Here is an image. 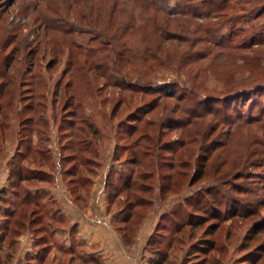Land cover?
<instances>
[{"label":"rangeland","instance_id":"1","mask_svg":"<svg viewBox=\"0 0 264 264\" xmlns=\"http://www.w3.org/2000/svg\"><path fill=\"white\" fill-rule=\"evenodd\" d=\"M178 1L168 0V8ZM193 2L203 7L199 9L202 13L211 4L208 0ZM220 2L226 6L219 16L169 15L167 32L175 34L176 40L164 41L169 47L176 46L178 54L201 50L212 57L180 70L174 65L151 72L141 68L139 73H147V77L135 72L126 75L124 69V76L132 82L154 87L156 92L147 93L120 90L113 86V79L99 76L103 71L112 73L113 64L108 60L115 53L108 43L101 44L103 51L87 57L81 49H70V40L79 48L98 47L93 32L71 20L65 34L41 26V11L60 7L63 12L69 5L65 0H0V71L4 56H11L10 76L23 83L20 89H8L12 97L1 102V106L10 103L13 113L4 116L10 126L0 135V189L8 183V164L19 147L14 108L26 103L22 97L31 96L28 83L43 92L36 103L44 106L36 110L47 124L44 128L41 122L34 128H41L40 147L48 151L53 163L47 164L54 167L48 168L53 173L52 184L51 180L47 186L26 183L32 192H48L43 201L53 202L52 211L58 217L57 224L50 225L56 244L47 247L40 263L31 262L154 264L163 259L164 264H264V0H216L213 5ZM69 8L72 16L83 12L79 7ZM205 24L216 29L212 39L191 45L197 37L204 39L200 32ZM135 38L131 35L129 46L141 53ZM5 42L13 44L4 47ZM28 43L33 45L27 47ZM16 47L18 51L13 52ZM45 48L53 49L55 57L47 54L48 49L42 53ZM70 61L74 66L83 64L77 67L78 73L73 66L68 67ZM66 70L70 73L64 75ZM71 76L75 84L70 91L78 96L72 105L79 104L78 108L59 110L62 102L55 100L54 85L60 82L63 87ZM189 87L196 92L195 110L200 113L197 117L192 114L191 124L178 128L174 123L178 119L185 124L190 107L185 101L163 95L172 90L184 94ZM68 110L78 111L77 118H70ZM138 118L141 121H135ZM72 123L78 129L75 140L79 144L72 149L80 159L77 163L76 157L74 163L85 176V183L75 187L67 183L62 168L63 164H74L63 161L72 151L64 138ZM143 123H148L146 128L134 133L132 128ZM145 131L149 136L139 138L136 157L143 166H138L132 161L133 144ZM38 138L33 135V144ZM86 143H91V150H85ZM64 145L68 147L65 150ZM34 158L41 163L43 156ZM27 160L23 158L22 163L27 164ZM203 163L206 168L199 177L197 169ZM139 172H146L148 180L136 193L144 203L134 208V192L118 186L128 178H137ZM167 174H172V179L166 182ZM214 189L224 191L217 218L204 219L199 228L174 225L191 212L187 201L191 202L196 192ZM7 196L10 205L0 203V232L5 213L17 210L19 201L11 190ZM208 210L215 214L211 207ZM32 229L21 233L10 247L6 242L0 244L4 264H27L28 256L35 257L45 248L47 242L33 244L37 233Z\"/></svg>","mask_w":264,"mask_h":264},{"label":"trees","instance_id":"2","mask_svg":"<svg viewBox=\"0 0 264 264\" xmlns=\"http://www.w3.org/2000/svg\"><path fill=\"white\" fill-rule=\"evenodd\" d=\"M37 1L42 2L44 0ZM167 1L168 0H65V4L69 5L67 7L65 6L63 12H61L60 7L52 8V10L44 9L41 11V26H43L44 29H46L47 31L51 30L53 33L65 34L70 30V26L67 24V21L71 20L72 22L79 24V27L88 29V32H93L95 36L94 39L99 41L98 47H90L87 45V47L79 48L76 42L70 40V49H81L87 57L90 54L96 55L97 53H100L101 51H103L102 48H104L101 44L108 43L112 47V53H115L114 55H112L113 57L111 56L108 60V62L113 64L112 73L104 74V72L106 71H103L99 76L105 79H113V86L120 90H129L131 92L144 90V92L152 93L156 92L152 85L143 86L137 80V82H135V80L134 82H132L126 76H124V69L125 74L127 71L126 75L135 72L138 73L137 76L139 77H147V73H144L143 75L141 74L142 72L139 73L141 68L144 70L147 69L149 72H151L161 67L174 65L178 70H180V68L187 66L192 67L193 64L195 65L198 61H204L212 57V55L206 51V48L204 50L206 51L204 52V54L201 50L191 52L192 54L188 52H186V54H178V52H176V46L169 47L164 41L167 40L169 42H172L176 40V37L174 36L175 34H173L172 36L171 32H167V27L171 22L169 20V15H178L181 17L189 18L201 17L207 19L208 16L212 14H214V16H219L220 11H222L226 6L225 2H220L219 4L213 5V2H216V0H208V2L211 4L209 6L204 7L206 12L202 13L199 11V9L203 7H201L199 4L194 3V0H179L170 8H168L167 6ZM69 7H73L75 9L79 7L83 10V12L72 16L71 14H69L68 11L69 9L72 10V8ZM210 25L211 24H205V26L200 32V34L204 35V39L197 37V39L190 42V44H198L201 42H204V44L207 42L209 43L210 39H212L211 33L213 31H216V29H212ZM71 26L74 27L75 24L72 23ZM196 30L199 31V28ZM79 32H83V30ZM131 35H133V37L137 36L135 40L142 47L141 53H136L131 50L129 46V40L131 39ZM126 36H130V39H126ZM220 38L221 40L224 39L221 36ZM6 43L7 42H5L4 47L6 45L10 46V44H13ZM31 45H33V43H28L27 47H30ZM36 45L33 49L37 53L38 47H36ZM17 48L19 47L13 48V52H17ZM171 48H174L175 51H171ZM46 49L48 48H45L42 53ZM54 52L55 51L53 49H48L47 54H52V57H55ZM59 52L60 51H58V53ZM4 57V66H2V69L0 71V120H2L0 122V135H3V132H5L10 126L9 123L7 124L6 118H4V116L8 117L11 115V113H13V110L10 113V103L9 105L7 104L6 106H1V102H3V100L6 98L12 97L8 96V89L12 87H17L18 89H20V87L23 85L22 82L17 83V81H14L13 78L10 76L12 68L11 64L13 63L12 57L8 56L7 54ZM78 64L77 66H74L71 64L70 61L68 63V67L73 66L74 73H78V71H76L77 67L80 68V66H83V64ZM69 73L70 70H66L64 72V75H67ZM121 73L123 75H120ZM113 75L118 76L114 77ZM72 84H75V81L72 80V76L71 79L66 81L63 87L60 85V82L55 83L53 95H55V100H57L58 103L59 101L62 102V105L59 110L67 111V109H70L71 107L78 108L79 104L72 105V103H75L74 101L77 100L78 97L75 91H70ZM27 86L28 89H30L29 91H31V96L22 97L24 99V102L25 99H27L26 103L22 104L19 109H17V107L14 108V110L16 109L15 115L17 116L16 124L18 130L16 131V138H18L17 140L19 143V147L16 149L15 155L13 157L14 159L11 160L10 164H8V183L5 187L0 189V203L2 206L10 205L9 201L7 200L9 199V197L7 196L8 190H11L16 195H18L19 201L16 206L17 210L15 208L11 211L7 210V212L5 213L6 218L3 220V227L0 232V244L6 242L7 246H12L15 243L16 238L21 233L28 230V228L31 230V228L33 227V233H37L38 235H36L35 239L33 240V244L39 246L42 245L43 242H47L45 248L43 247L41 248V250L36 252L35 257L28 256L27 264H34L33 262L40 263L42 259L45 258V252L47 247L56 244L54 239L55 231L50 227V225H56L58 222V217L52 211L53 202L49 204L44 203L43 201L44 197L48 194V192L44 190H36L32 192V186H26L27 184L33 185V187L34 185L47 186V181L50 180L52 184L53 173L49 171L48 168H54L53 164H47L48 162H52L48 151L45 150V148L41 149L40 147V140L42 135L40 133L41 128L38 130L34 128L35 126H37V124L41 122L44 124V128L47 124L46 120L42 116H40L42 115V113L40 114L36 110L42 109L44 106L40 102L36 103L37 100L40 101L39 99L40 96L43 95V92H37V90L33 88L34 84L28 83ZM175 86V88H178L176 84ZM163 98H175L176 101H185L189 105L190 108H188V110L186 111L188 112L187 115H189V117L187 118L185 124H181V122H178V119L174 123V125L179 124L177 126L178 128L191 124L192 119L190 118L197 117L200 113L195 110L197 107L196 100L198 99L193 87L186 88L184 94H176L174 90L170 92H164ZM208 103L207 107L210 108L208 106ZM68 113H70L71 115L70 118L73 119L77 118L78 116V111L76 112L73 110H68ZM208 113L211 114V111L208 110ZM135 121L139 122L141 120L140 118H138ZM147 124L148 123H143L141 126H134L132 130L134 133L142 131L143 128H146ZM77 131L78 129L76 128L75 124L72 123V125H70V131L67 133V136L66 134L64 135V138H66L67 141V146H69V150L72 149V147L75 148L78 147L77 145H79L78 141L75 140ZM34 134H37V136L39 137V141L35 144H33ZM144 135L149 136L148 131H145V134L141 133L138 137V140H136L133 144L136 149L134 150V158H132V161L133 163H137L138 166H143L142 164H140V160H138L139 158H137L136 156L137 147L139 148L140 145L139 138L145 137ZM86 145L87 146L85 150H88L92 147L91 143H86ZM67 146H63L64 150L68 148ZM90 150V154H92V152L94 153V151ZM41 155L43 156V159L40 163L37 162L36 158L34 157L37 156L38 158L39 156L41 157ZM76 157L77 155L72 149L71 153L68 156H65L63 161L67 163H74L75 161L77 163L80 162V159ZM81 157L83 158V156ZM23 158L29 159L27 160V164L22 163ZM75 158L76 160L74 161ZM92 160L93 159H89V161ZM62 168L68 184H72V186L75 187L77 185L85 183V181L82 180L83 177H85L82 175L84 173L80 170L78 164H67L66 166L65 164H63ZM205 168L206 164L203 163L199 165L197 169L199 177H202ZM80 171L81 175H78ZM171 177L172 174H167L165 176L166 182L171 180ZM147 178L148 176L146 172H139V176L137 178H128L123 182L121 186H118L120 188L124 187L134 192V208L144 203L143 198L138 197L136 193L142 191L141 189L142 187H144L143 185H145L146 181L148 180ZM87 179L88 178H86V181ZM198 180L199 178L194 179L193 181L195 183ZM108 185H110V183H108L107 186ZM165 187H167V184L165 185ZM219 191L221 190L214 189L202 190L201 192L198 191L199 193L196 192L192 196V201H187L188 207L191 208V212L187 215L185 214L184 218L181 221L176 222L174 225L177 226V228L184 226H189L191 228H199L204 223V219L217 218L219 216L220 209L222 207V201L224 199L222 195L224 194V191ZM209 207L214 210L215 214H212L210 212L211 210H208ZM18 211L19 214L16 218ZM199 212L201 213L199 214ZM126 224H128V222ZM125 242L129 243L127 238L125 239ZM32 259L33 262H31ZM2 260L3 259L0 256V264L6 263ZM154 264H164V261L163 259H161V261L159 260Z\"/></svg>","mask_w":264,"mask_h":264},{"label":"crops","instance_id":"3","mask_svg":"<svg viewBox=\"0 0 264 264\" xmlns=\"http://www.w3.org/2000/svg\"><path fill=\"white\" fill-rule=\"evenodd\" d=\"M7 174V173H6Z\"/></svg>","mask_w":264,"mask_h":264}]
</instances>
